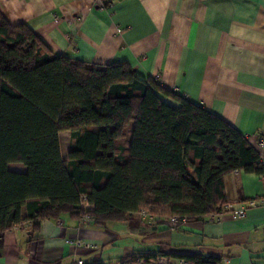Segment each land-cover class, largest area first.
Listing matches in <instances>:
<instances>
[{"label": "trees", "instance_id": "16d2710c", "mask_svg": "<svg viewBox=\"0 0 264 264\" xmlns=\"http://www.w3.org/2000/svg\"><path fill=\"white\" fill-rule=\"evenodd\" d=\"M61 132L71 141L66 159ZM235 172L262 177L264 163L221 119L124 63L53 55L0 13V234L24 225L34 233L62 216L88 215L96 226L141 212L203 221L224 212V179ZM83 199L92 211L81 209ZM157 256L221 264L177 252H135L119 264H156Z\"/></svg>", "mask_w": 264, "mask_h": 264}, {"label": "crops", "instance_id": "0c3cea01", "mask_svg": "<svg viewBox=\"0 0 264 264\" xmlns=\"http://www.w3.org/2000/svg\"><path fill=\"white\" fill-rule=\"evenodd\" d=\"M0 13L11 26H27L53 55L124 63L200 105L255 149L264 137V0H0ZM259 155L264 160V149ZM224 190L234 209L246 207L243 219L223 212L174 228L141 215L103 226L62 216L34 233L24 225L0 234V264H119L135 252L264 264V175L232 173ZM75 240L88 247L66 243Z\"/></svg>", "mask_w": 264, "mask_h": 264}, {"label": "built area", "instance_id": "2783aa9c", "mask_svg": "<svg viewBox=\"0 0 264 264\" xmlns=\"http://www.w3.org/2000/svg\"><path fill=\"white\" fill-rule=\"evenodd\" d=\"M156 80L160 81L161 80L160 76H157ZM263 149H264V137H261V138H259V140H258V142L256 144V151L259 154L260 151L263 150ZM259 157H260V155H259ZM260 161L262 163H264V160H262L261 157H260ZM255 205H257V203H255V202L248 203V207H254ZM80 207H81L82 210H85V211L86 210L87 211H92L93 210V207L90 204H88L84 199H83ZM223 209H224V213H229L233 217H235L236 219H239V220L243 219L245 217V215H246V207H242V208H239V209H234L231 204H228V205H225ZM140 215H141V217L149 219V220H154L155 219L154 216L146 214L145 212H141ZM220 215H222V214H220ZM214 217H216V216L211 217V219H213ZM80 220L83 221V222H86V221H89L90 219H89L88 215H84L82 218H80ZM166 223H167L168 226H171V227L175 228V227H179L182 224H185L186 222H185V220L178 221L176 218H171ZM66 243L67 244H71V245L76 246V247H80V246L88 247L87 245L82 244L80 241H77V240H75V241H66ZM155 263L156 264H168V260L165 257L157 256L155 258ZM75 264H83V263L78 261ZM175 264H187V263L184 260H175Z\"/></svg>", "mask_w": 264, "mask_h": 264}, {"label": "rangeland", "instance_id": "374dc122", "mask_svg": "<svg viewBox=\"0 0 264 264\" xmlns=\"http://www.w3.org/2000/svg\"><path fill=\"white\" fill-rule=\"evenodd\" d=\"M70 136L68 132H61L60 133V148H61V154L63 159H66L67 151L70 145ZM8 169L11 172H24L25 167L21 164H11L8 166Z\"/></svg>", "mask_w": 264, "mask_h": 264}]
</instances>
